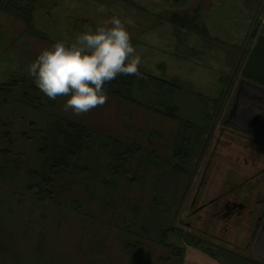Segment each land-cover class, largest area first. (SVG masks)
<instances>
[{
	"label": "rangeland",
	"instance_id": "rangeland-1",
	"mask_svg": "<svg viewBox=\"0 0 264 264\" xmlns=\"http://www.w3.org/2000/svg\"><path fill=\"white\" fill-rule=\"evenodd\" d=\"M128 1L40 0L37 30L31 33L0 11V85L22 75L34 80L28 68L39 54L57 41L73 42L86 25L95 30L113 15L131 20L126 27L142 57L141 68L156 79L146 91L135 88L133 94L150 108L163 98L179 107L181 119L197 133L195 164L205 138L218 134L227 108L226 79L246 38L257 21L258 33L264 30V0ZM101 6L105 12L97 11ZM198 10L199 25L202 20L210 28L207 36L203 29L196 34L171 24L172 14L194 16ZM160 80L167 85L161 87ZM107 94L103 107L75 116L63 111L65 97L34 109L19 102L20 91L9 98L0 92V150L14 155H0V264H251L167 228L172 216L176 223L182 217L189 221L185 205L191 189L181 201L188 176L173 169L179 164L174 155L186 123ZM56 118L76 121L95 134L91 151L80 162L89 171L62 179L56 203L38 204L24 189L39 162L33 132ZM125 150H133V157L113 174L109 167H118L116 155L124 156ZM16 160L21 167L16 168ZM216 164L219 169L209 180L215 186L225 178L221 160ZM73 182L81 184L69 188ZM181 202L183 216L177 207Z\"/></svg>",
	"mask_w": 264,
	"mask_h": 264
},
{
	"label": "flooded vegetation",
	"instance_id": "flooded-vegetation-1",
	"mask_svg": "<svg viewBox=\"0 0 264 264\" xmlns=\"http://www.w3.org/2000/svg\"><path fill=\"white\" fill-rule=\"evenodd\" d=\"M253 28L233 73L226 79L227 108L218 134L205 138L194 167L187 174L181 201L191 189L185 205L189 221L182 217L176 223L172 216L167 228L234 259L244 261L241 257H249L264 263V65H251L245 72L256 44L259 39L264 40V30L258 33V27ZM221 110L214 116V129ZM217 159L222 162L220 170L225 178L215 186L209 180L215 167L219 169ZM177 207L182 215L183 202Z\"/></svg>",
	"mask_w": 264,
	"mask_h": 264
},
{
	"label": "trees",
	"instance_id": "trees-1",
	"mask_svg": "<svg viewBox=\"0 0 264 264\" xmlns=\"http://www.w3.org/2000/svg\"><path fill=\"white\" fill-rule=\"evenodd\" d=\"M128 1V0H127ZM170 2L171 0H166ZM182 0H175V3H181ZM40 0H0V11L4 12L23 22L29 33L34 32L36 29L35 13ZM129 2V1H128ZM134 5V3H131ZM156 17L162 18L160 15ZM171 24L173 26L180 27L181 29H187L193 33H200L203 29L207 35V29L204 26L199 25V13H195L194 16H190L189 12L184 14L174 13L171 16ZM255 26L258 27L257 23ZM200 27V28H199ZM176 28V27H175ZM141 77L138 78L134 75H121L117 79L105 85L107 93L123 96L125 100H128L132 104L139 106H145L143 102L133 94L135 88L140 91H146L149 83L155 82L156 79L152 76H145L140 66ZM161 87L167 85L166 81H159ZM158 90H163L159 88ZM16 91L22 93L19 102L24 106L32 107L34 109H44L45 102L52 104V100L45 96L37 87L33 79H27L26 75L11 77L7 82L0 85V92L8 98L15 95ZM168 98H163V102H159L153 108L157 114L173 118L178 122H185L182 132L180 133L179 142L177 144L175 159L179 158V164L173 166L175 172L180 175H187L190 171V167H194L191 158L193 156L192 151L194 138L197 133L193 131V125L187 120L184 121L178 114L179 107L166 101ZM7 103V101H6ZM33 138L39 144L38 155L39 162L38 168L30 171L29 184L25 186L26 192L29 191L33 194L38 204L50 202L56 203L59 199V192L61 187L59 182L66 177L77 178L78 176H85L89 170L84 166H80V162L83 156L91 151L95 134L87 129L82 124L74 121L69 122L64 119L56 118L53 123L44 125L41 130H34ZM8 138L9 136L5 134ZM26 139H32L31 136L26 135ZM125 155H116L115 160L119 163L118 167H109L113 174L118 172L119 167L126 168L129 164L130 158L133 157V150H125ZM2 156H14L10 151L0 150ZM16 168L18 166V160L15 161ZM23 167H27V164L23 163ZM85 174V175H84ZM31 183V184H30ZM81 183L74 185V182L69 188L79 186Z\"/></svg>",
	"mask_w": 264,
	"mask_h": 264
},
{
	"label": "clouds",
	"instance_id": "clouds-1",
	"mask_svg": "<svg viewBox=\"0 0 264 264\" xmlns=\"http://www.w3.org/2000/svg\"><path fill=\"white\" fill-rule=\"evenodd\" d=\"M132 23L113 15L95 30L86 25L73 42L57 41L43 50L30 64L29 75L49 99L67 98L64 112L81 116L103 107L109 98L106 84L121 75L141 77L142 57L126 27Z\"/></svg>",
	"mask_w": 264,
	"mask_h": 264
},
{
	"label": "water",
	"instance_id": "water-1",
	"mask_svg": "<svg viewBox=\"0 0 264 264\" xmlns=\"http://www.w3.org/2000/svg\"><path fill=\"white\" fill-rule=\"evenodd\" d=\"M261 41L264 42V40H261L259 39V42L256 44V47L255 49L253 50L250 58H249V61H248V64H247V67H246V71L248 70V68L251 66V65H254V66H260V64H263L264 65V43H261ZM240 86L241 84L238 86L237 88V91H236V94H235V100L238 98L239 96V93H240ZM224 125H227L229 126L225 121H224ZM244 261L246 262H249L251 264H264L263 262L261 261H258L256 259H252V258H249V257H241Z\"/></svg>",
	"mask_w": 264,
	"mask_h": 264
},
{
	"label": "crops",
	"instance_id": "crops-1",
	"mask_svg": "<svg viewBox=\"0 0 264 264\" xmlns=\"http://www.w3.org/2000/svg\"><path fill=\"white\" fill-rule=\"evenodd\" d=\"M199 13V17L202 19V17H201V13H200V10H198V11H195L194 12V15H195V13ZM264 23V22H263ZM200 24H201V26H204L206 29H207V35H208V33H209V30H210V28H209V26L208 25H206L202 20H201V22H200ZM206 35V36H207ZM213 40H215V39H213ZM135 94V93H134ZM178 107V106H177Z\"/></svg>",
	"mask_w": 264,
	"mask_h": 264
}]
</instances>
